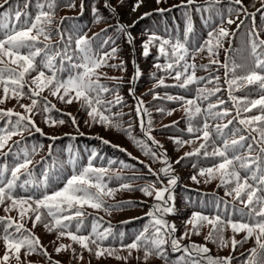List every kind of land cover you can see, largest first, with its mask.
Instances as JSON below:
<instances>
[{
	"label": "snow or ice",
	"instance_id": "obj_1",
	"mask_svg": "<svg viewBox=\"0 0 264 264\" xmlns=\"http://www.w3.org/2000/svg\"><path fill=\"white\" fill-rule=\"evenodd\" d=\"M123 2L124 0H119L120 4ZM161 2L162 0H156L157 4ZM32 3L33 0H23V11L20 6L11 11L5 10L0 22V105L16 99L19 107L23 109L21 112L12 108H0V121H4V125L0 126V159L3 160L0 162V207L8 214L0 216V240L4 246L0 264H10L13 259L16 264H21L22 250L25 257L36 254L47 258L49 264H61L60 261L52 259L39 237L26 227L25 221H31L33 228L37 224H43L49 233H56L57 241L65 237L70 239L71 244L60 243L55 252L59 254L71 251L73 259L78 261L83 260V252L86 251L96 259L113 257L125 261V264L133 252L138 253L136 259L142 260L143 264H147L153 257L162 260L163 264H232V255L213 257L209 255L210 249L206 244H182L183 240L189 239L191 235H200L203 228L209 227L204 237L206 242L216 243L220 248L230 246L232 252H235L238 245L251 239L254 247L248 250L247 255L241 254L244 257L241 264H264V26L258 27L255 22L257 12L262 13L264 18V0H261V8L253 13L247 12L242 0H229L226 14L216 11L221 0H204L203 4H197L196 0H186V3L174 6L186 9V25L182 37L163 38L152 33L141 43L144 57L149 56L150 48L158 49L159 55L167 62L163 65L156 63L153 67L165 72L175 82L166 84L164 77L157 78L153 73L155 83L149 90L153 99L179 102L185 114L186 132L191 139H169L180 148L198 143L197 147L185 152L174 163L179 164L192 156L210 158L213 161L212 166L200 168L198 176L205 177V183L219 180L217 187L223 188L224 196L230 198H217L211 202L214 215L193 212L183 221L185 231L178 238L177 225L166 217L178 212L174 190L179 178L174 174L173 162L169 160L167 150L151 134V113L145 107L144 101L136 97L135 87H130L129 95L136 100L134 110L140 131L145 137L138 139L132 135L131 123L124 127L120 120L123 114L112 111L117 105L123 106V98L118 94L123 78L108 77L100 70L108 67L126 71L123 60L118 64L109 63L116 58L119 49L112 46L109 50L105 46L114 45L115 39L108 37L94 47V41L101 34H106L107 28L91 37L75 29L67 32L58 26L53 29L52 25L56 23L57 0H35L34 15L27 11ZM142 3L143 0H136L132 12H136ZM6 5L11 7L9 0L0 3V10L5 9ZM104 7L115 12L109 0H104ZM80 8L82 13L83 0ZM191 8L197 12L209 13V20L214 12L220 17L218 24L210 26L207 39L195 45L190 39L194 31L188 12ZM156 11L163 13L170 9L158 8ZM92 12L96 23H107L99 14L98 8L93 6ZM242 14L251 18L252 26L246 33L244 54L240 62H237L235 54L239 50L233 48L231 41L236 30L244 24V20L240 19ZM150 15L152 13L146 12L139 19ZM64 19L67 17L61 18V23ZM137 22L126 25L117 19L114 25L115 30L126 37V43L133 46V54L135 38L129 29ZM234 24L236 29L225 26ZM54 34L58 37L56 43L52 42ZM226 42L227 48L224 47ZM221 50L225 54L223 62L218 58ZM205 52L208 63L198 65L197 56ZM132 64L135 71L129 83L135 85L142 73L135 59ZM213 66H217V72L220 68L224 70L223 83L226 89L220 84L221 76L212 74ZM198 69L209 72V75L197 76ZM102 79L112 80L113 86L102 83ZM158 87H176L193 91L194 95L188 98L165 93L161 97L155 92ZM225 90L228 101L218 95ZM45 91L64 104L79 103L88 117L85 123L99 124L127 136L145 156L161 164L156 170L151 165H145L148 175L155 177V180L146 181L136 187L131 183L121 182L119 188L113 189L108 186L107 180L123 181V178L117 173L110 175L107 167H95L92 161L98 154L92 152L87 166L79 169L75 167L76 157L70 158L72 174L65 178L63 187L53 188V183L59 179L54 171L55 166H41L40 172H36L33 156L43 146H29L24 134L39 133L53 142L61 138L48 136L36 124L34 117L37 114H42L44 123L51 128L64 125L66 120L63 116L70 119L77 131L79 123L70 112L62 113L61 118H54L51 113L61 110L48 96L42 95ZM237 92H244L245 95L237 96ZM252 93H256L255 98ZM106 95H113V99H106ZM24 98H28L30 103H19ZM229 101L231 107L226 106ZM157 111L163 113L165 109L158 108ZM167 114L171 115L172 112ZM176 123L174 121L171 126ZM17 136L21 139L13 140ZM100 139L104 144L111 143ZM113 147L131 157L127 149L120 148L119 145ZM51 152L52 146L49 145L48 154L51 155ZM9 157L11 162L8 161ZM108 163L111 165L115 161L110 160ZM120 163L127 167L124 162ZM139 163L145 164L142 160ZM191 179L200 183L196 175ZM119 190H138L154 201L146 213L148 222L134 235L130 243L124 242V232L114 231L110 223L105 227L103 217L92 216L86 211L90 208L110 215L115 209L136 203L121 201L109 204L106 198L114 197ZM20 192L24 194L21 195ZM13 211L17 213L15 217L10 215ZM88 217H91L90 221ZM227 229L233 233L229 239L224 235ZM242 232L245 233L243 240H237L236 235ZM72 244L78 245L81 251L77 253ZM169 249L172 253L179 252L181 255L173 259L169 255ZM121 251L127 252V256L119 255ZM139 253H142V257ZM27 264L33 262L29 260Z\"/></svg>",
	"mask_w": 264,
	"mask_h": 264
},
{
	"label": "trees",
	"instance_id": "obj_2",
	"mask_svg": "<svg viewBox=\"0 0 264 264\" xmlns=\"http://www.w3.org/2000/svg\"><path fill=\"white\" fill-rule=\"evenodd\" d=\"M84 9L81 13V0H57L58 8L56 10L55 20L56 23L52 25L53 29L57 26L66 32L75 29L77 32L86 33L89 37L93 36L94 33H98L103 28H107L106 34H101L98 40L94 41L93 46L99 44L100 41L112 37L115 39L114 45H106L105 48L110 50V47L115 46L119 49L115 59L109 61V63H120L121 60L125 62L126 71H120L114 68H102L100 71L107 74L108 77H122L123 80L119 86L118 94L123 98V106L117 105L112 109L114 113H122L120 117L121 122L124 127H127L129 123L132 124V135L138 139H144L143 133H141L139 128V122L136 118L135 106L136 100L129 95V88L135 87L136 97H139L144 101V105L148 108L151 113L152 120V136L163 145V149L167 150L168 158L173 162L174 174L179 178L177 186L174 190L175 204L178 212L176 215L167 216L166 219L170 222H174L177 225L178 231L176 232L177 238L185 231L183 226V221L187 220L193 212H202L206 215H214L215 210L212 208L211 202L217 198H224L228 200L230 198L224 196V189L217 187L219 180H213L210 183H205V177L198 176L200 168L211 167L213 161L210 158H205L202 155L192 156L185 158L179 164L174 163L179 157L183 156L185 152L192 151L193 148L198 146L197 144L185 145L184 147H178L170 137H180L182 139H191L190 135L186 132L187 121L184 118L185 114L182 110L180 103L175 101H169L166 99L154 100L152 94L149 90L153 88L155 80L153 79V73L157 78L164 77L166 84H174L175 82L163 71L157 70L153 67L154 64L159 63L161 65L165 64L167 61L163 56L159 55L158 49L156 47L150 48V54L148 57L142 55L141 43L148 38V35L155 33L163 38H168L169 36H181L185 29L186 9L183 7H174L175 5H181L186 3V0H170L164 3L159 8L170 9V11H164L160 13L156 9H151L147 12L152 13L150 16L144 17V19H137L138 21L134 27L129 29L131 35L135 38L134 47L135 53L132 52V47L126 43V37L123 34L118 33L115 30V23L117 19L120 23L122 17L126 14L129 7L131 6L133 0H124L123 4L119 3V0H109V3L115 8V12L111 9H106L104 7V0H83ZM197 4H203L204 0H196ZM3 3V0H0ZM243 5L246 7L248 13L256 12V9L261 8V0H242ZM9 5L5 6V9L0 10V22H2L3 12L5 10L11 11L17 6H20V10L23 11L22 4L23 0H9ZM69 4H74V7H69ZM95 6L99 9V14L107 21V23L100 22L96 23L92 8ZM229 6V0H221L220 5L217 7V12H222L226 14V9ZM28 12L33 15L36 12L35 0L27 9ZM191 16V21L193 25V33L190 37L191 42L195 45L197 43H202L207 39V33L210 30L212 24H218L220 17L214 12L209 20V13L197 12L194 8L188 9ZM67 17L61 23V18ZM241 19L244 20V24L236 30L234 39L231 41L233 48L239 50L236 53L237 62H240L241 57L244 54L245 43H246V33L252 26V20L250 17L241 15ZM207 21V22H206ZM14 22V21H13ZM256 25L258 27L264 26V18H262V13H256ZM131 23H123L130 25ZM112 25L113 27H110ZM264 37V33H262ZM58 37L53 36V43H56ZM225 48L228 47L226 42ZM219 60L221 62L225 59L224 51L221 50L219 53ZM135 59L136 64L138 62L144 63V67H140L141 77L136 81L135 85L129 83L130 79L134 74V66L132 60ZM196 63L207 64V53H201L197 56ZM217 66H213L212 74L220 75V84L226 89V85L223 83L224 70L220 68L218 72L215 70ZM197 76H208L209 72L203 70H197ZM35 75V74H33ZM102 83L108 84L110 87L113 86V81L108 79H102ZM211 87V85H209ZM156 93H159L161 97L165 93L173 96H186L191 98L194 95L193 91L180 89L176 87L163 88L158 87L155 89ZM237 96L245 95L244 92L235 93ZM2 95V92H0ZM42 95L48 96V99L56 105L61 112L53 111L51 115L54 118H61L62 113H72L76 117L79 123V131L72 126L70 119L67 116H63L66 120L64 125L51 128L44 123V116L42 114H37L34 119L36 124L43 129L48 136H58L60 139L54 142L48 139L47 136L41 135L39 133H25L24 139L29 146L31 145H42L43 147L33 156V161L36 167V172L39 173L41 166L48 167L49 165H54V171L56 172L59 179L53 183L52 187H63V182L65 178L70 176L73 171V166L69 163L70 158L76 157L77 169L87 166L89 161V156L92 152L98 154L97 158L92 161L95 167H107L110 169V175L112 173L119 174L123 181H118L115 179L107 180L108 186L117 189L121 182L131 183L133 187L137 185H143L146 181L155 180V177L148 175V169L145 165H151L153 170L161 167V164L157 161H153L150 157L145 156L131 140L127 138L123 133L115 129H106L99 124L85 123L88 120L87 114L80 108L79 103L73 102L71 105L64 104L60 102L56 97H52L45 91ZM223 99L228 101L227 91H222L219 93ZM253 98H255L256 93H252ZM108 100L113 99V95H106ZM215 99V98H213ZM19 103L29 104L30 100L24 98L19 101ZM231 107V102L229 101L226 105ZM0 108H12L16 111H23L19 107L16 99H10L5 104L0 105ZM158 108L165 109V112L161 113L157 111ZM171 111L172 114L168 115L167 112ZM14 119V118H13ZM177 122L175 126H171L173 122ZM4 125V121H0V126ZM169 125L170 127H165ZM68 135H65V134ZM83 133V135H81ZM73 137H75L73 139ZM100 138L108 140L110 144H104ZM21 137H13V140H20ZM151 144V142H149ZM49 145L52 146L51 155H49ZM113 145H119L120 148L127 149L128 153H131V157H137L138 159H132L127 155V153L122 152L119 148L113 147ZM155 147V145H153ZM71 149V151L69 150ZM43 158V159H42ZM115 161L113 164H109V161ZM144 161L145 164H140L139 161ZM11 162V157L8 158ZM124 162L123 166L120 162ZM0 162H3L0 159ZM40 162V163H36ZM196 165V167H193ZM193 175L197 176L200 183H195L191 177ZM136 177H144L142 179H137ZM19 191V190H18ZM23 195V192H20ZM109 204H116L121 201H135L136 203L131 206H125L120 209H115L111 214H107L104 211H95L93 209H86L87 212L91 213L92 216L103 217L104 226H108L110 223L116 232L125 233V243H130L135 234L140 232L143 226L148 222L149 217L146 213L150 210L151 205L154 203L151 197H146L142 192L135 191H125L119 190L115 192L114 197L106 198ZM8 215L3 211V207H0V216ZM11 216L15 217L17 213L15 211L10 213ZM89 221L91 217L87 218ZM123 221H130L129 223H122ZM26 227L30 229L37 237H39L41 244L47 249L48 253L54 261H60L61 264H125L123 260H117L113 257H101L96 259L95 256L89 255L88 252H83V260L73 259V254L71 251L61 252L57 254L55 248L63 243L65 245L71 244L72 242L67 237L57 241L56 233H49L43 226V224H37L35 228L32 226L31 221H25ZM191 227L190 225L188 226ZM209 227H205L201 230L200 235H191L189 239L182 241V244H206L210 249L209 255L216 257H226L232 255L234 257L232 264H241L244 257L242 253L247 255L248 250L254 247V241L248 240V242L237 246V250L232 252L231 247L220 248L216 243L211 241L206 242L204 237L207 235ZM225 238L229 239L233 235L230 229H227L224 233ZM245 233H239L236 235L237 240H243ZM56 241V243H53ZM107 243V242H106ZM117 247L118 243L113 241ZM72 247L76 249L79 253L81 249L78 245L72 244ZM4 254L3 241L0 240V256ZM121 256H127V252L121 251L119 253ZM138 253L133 252L132 257L127 261V264H143V261H138L136 256ZM142 257V253H139ZM169 255L171 258H176L181 253H172L169 249ZM32 261L33 264H49L47 258L40 255H32L29 257L24 256L23 250L21 251V264H27L28 261ZM10 264H16L13 259ZM147 264H163L162 260L155 257L149 259Z\"/></svg>",
	"mask_w": 264,
	"mask_h": 264
},
{
	"label": "rangeland",
	"instance_id": "obj_3",
	"mask_svg": "<svg viewBox=\"0 0 264 264\" xmlns=\"http://www.w3.org/2000/svg\"><path fill=\"white\" fill-rule=\"evenodd\" d=\"M167 1H170V0H162V2L160 4H157L156 0H143L141 7H139L136 12H132V7L136 3V0H133L131 6L129 7L126 14L122 17L121 21L123 23H127V24L131 23L133 21H136L140 16H142L147 11H149L151 9H158L160 6H162ZM233 19H235V17H233ZM240 19H241V17H240ZM237 23H239V21H237ZM225 26L230 27L231 29H236L235 24L231 25V26H228V25H225ZM137 63H138L139 68L145 66L144 63H141L138 61H137Z\"/></svg>",
	"mask_w": 264,
	"mask_h": 264
}]
</instances>
